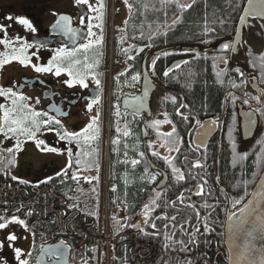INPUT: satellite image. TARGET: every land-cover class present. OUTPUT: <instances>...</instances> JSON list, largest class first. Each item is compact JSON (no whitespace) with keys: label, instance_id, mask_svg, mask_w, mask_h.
<instances>
[{"label":"flooded vegetation","instance_id":"1","mask_svg":"<svg viewBox=\"0 0 264 264\" xmlns=\"http://www.w3.org/2000/svg\"><path fill=\"white\" fill-rule=\"evenodd\" d=\"M194 1L196 0H178V3L192 5ZM240 2H238L239 13L233 16L234 19L229 24L230 29L224 38L209 39L207 46H204L207 47V51L202 53L209 65L211 80L221 92L220 110L209 115L199 116L191 113L189 108H181L180 111L189 116V121L185 122L180 116L176 115V109L181 104L188 106L183 97V91L178 90L181 83L180 74L182 68L185 65L187 66L185 57L188 55L193 56L195 54L194 50L197 48L189 50L183 42L161 46H158V42V44H153L152 49L150 46H146L157 41L158 38L161 41L164 34L169 31L166 26H161L164 24L165 19L160 23V29L156 31L157 33H150L149 31L145 33L143 48L138 47L141 44L140 41L135 44L128 36L125 39L129 20L132 18L135 8L138 9L136 5L138 0H127V3L125 0H90L94 7H99L100 3L104 5L102 9V26L99 27L97 25H101V21L96 19L98 13L85 14L86 6L76 5L75 0H0V25L7 28L6 38L13 41L12 47L19 48L21 46V42L14 41L16 36L22 37L24 41L29 43H45L48 45L47 48L37 49L32 47L27 50L26 54L31 56V64L47 66V62L55 54L53 49L63 46L62 41L69 48L75 46L53 29L59 15L69 16L71 27L77 29L80 33L76 45L88 42L83 39V36L87 33L89 17H91L92 32L94 34L91 37L92 41L101 40L99 45L94 44L93 48L87 53L89 63L99 61L94 69L97 78L100 80L99 88H97L91 76L86 80L89 85L88 88H82L79 84L69 88L64 83L69 79L66 73L62 72L59 77L55 76L54 73H37L31 65L24 67L18 61H12L5 65L3 69H0V87H13L14 91L30 97L26 103L30 104L35 111L47 112L49 116L61 121L60 125L52 124L49 126L55 129L54 131H48L47 128L42 126L41 131L36 135V140L45 142L40 148H37L35 140L20 137L21 150L16 153V164L11 167L8 175L0 171V215L5 216L6 219L11 218L13 215L16 216V211L13 213L15 200L24 205L33 201L34 219L31 225L28 226V230H26L31 233L34 250L36 249L31 264H37V256L43 245L60 241H64L70 248L69 264H107L101 252L96 248L95 231L98 224L94 226L92 231H88V229L85 230L87 226L85 219L77 221L69 218L83 215L84 218L93 216L98 220L99 211L102 210L101 205L105 202V197L110 211L109 227L113 233L110 247L111 262L109 264H142L145 260L150 259L152 250L148 252L149 243L146 241L145 235L142 234L149 229L151 230L148 233L161 236V242L163 243L159 254L154 256L155 264H186L188 260H191L192 264H227V253L222 247L223 238L221 237L224 225L222 226L220 221H223V224L225 223L228 207L230 204L232 207V197L225 192L227 208L221 215L214 206L205 207L203 194L196 195L198 188L193 185H207V183H204L207 177L205 171H210L213 166L215 179L218 176L219 181V184H217L214 179V184L217 186L222 185L219 180L222 147L225 143L228 144L227 140L229 139L233 141L230 146L235 148V151H230L232 161L236 158L237 163L241 162L240 164H243L250 157H258L260 164L259 158L264 156V150L259 148L255 151V149H252L254 144H249L251 140L258 138L257 135H259L262 118L264 117V115H261V110H264V61L261 60V56H264V26H262L260 20L251 22L248 31L245 29L243 32L242 44H238L234 48L237 24L246 0L244 2L242 0L241 5ZM129 5L132 6L131 13L129 12ZM150 10V6L145 7L144 14L150 13ZM158 11L161 15L164 14L165 18L167 15L171 16L170 19H166L168 25H172L174 20L178 23L177 17L180 18L181 11L174 4L161 6L159 0ZM82 14H85L83 24L79 20ZM9 16L13 19H7ZM17 17L28 19L36 32L33 33L25 26L17 23L15 19ZM146 19L149 21L150 17L147 16ZM3 36L4 33L0 32V37ZM225 43L230 45L227 52L221 50ZM125 49L128 51L125 52ZM140 49H143V51H140ZM33 53H36V55H32ZM5 54H10V49L0 44V56ZM77 55L83 59L85 53L81 51ZM129 56L134 58L130 60L128 59ZM218 57H223L227 62L224 63L220 59H214ZM123 58L127 61L125 65L119 62L114 64V59L121 61ZM109 59L113 63L110 84L103 70L104 63ZM135 60L143 62L141 72H147L156 87L151 98V112L150 114L144 112L137 115L128 111L115 110L110 119L107 120L106 110L109 105L105 100L109 95L111 98L110 112L112 113V105L114 104L112 100L117 99L120 93H127L131 87L132 66L130 63ZM156 60L164 62L166 67L162 64L159 65L155 69L157 76L155 78L153 69ZM153 61H155L154 65ZM179 62L182 63L177 65L178 67L171 68L173 64ZM165 71L169 73L167 77L164 76ZM121 80H124V88L120 90L118 85ZM97 93H99V102L93 103L89 111L88 105L97 96ZM140 93L141 89L135 90L130 94V97L136 98ZM255 97H260V101L258 102ZM37 98L39 103L36 102ZM173 98H175V104L172 103ZM245 100H248L247 104L244 103ZM10 103L4 97H0V104L10 106ZM254 109L256 110L254 113L258 118L257 130L251 140L244 141L241 132V114L246 111L252 113ZM65 112L68 113L67 116L63 115ZM117 112H119V115H117ZM165 114H167V119L172 121L171 124L161 123L159 131L148 134L143 142L135 139L134 125L139 119H142L148 128L152 120L165 121ZM95 117H98L99 134L97 139L89 142L90 146L84 145L81 141L82 148H78L76 140L69 143L67 140L59 139L56 134L57 131L61 133L63 131L79 133ZM46 118L42 117V119ZM197 120L202 123L217 121V124L212 126L213 129L215 127L212 136L206 142L202 140L203 145L198 149L196 142L201 139H195L198 127L196 125ZM173 124L180 133V136L177 135L181 138V142L176 145L180 150L179 152L169 153L168 149L161 145L164 142L163 134L171 132ZM182 131L185 133H182ZM125 132L128 135H125ZM106 134L108 137V144L106 145L108 157L105 161L108 171L107 183L104 182V175H102ZM262 138L264 139V130ZM113 141L118 142L113 143ZM149 142H152V148H149ZM15 143V138L5 139L0 135V152L9 147H14ZM44 147H53L59 151H42L41 149ZM68 148L73 151L71 168H68ZM93 148L97 149L93 155L86 158L81 157L89 162V170H85L83 166H79L78 170V166L75 164L76 153L80 151L90 152ZM153 151L158 155L153 156ZM141 152L145 153L143 158L139 155ZM3 154L8 155L6 152ZM164 157L171 160V164L166 163ZM134 159L141 160V163L133 166L131 161ZM197 161L200 162L202 167L193 168L192 164ZM146 163L149 165L148 175H145ZM173 166L180 169L184 174L185 178L183 180H176L172 172ZM65 169H67L66 176L63 174ZM73 172H77L78 183L70 178ZM133 172L142 174L140 178L142 185L148 187L151 185L154 189L153 192H149L138 209L130 205L131 196L128 195L129 191H124L121 194L117 188V185L126 188L129 184L133 185L134 181L130 176V173ZM155 173H159V175L156 176L155 180H151V175ZM12 176H16L19 180L27 183H19V180H13ZM89 180H91V183L88 182ZM59 185H62V189L58 191L56 196V186ZM173 185L188 186L186 188H176ZM112 189H115V191ZM23 191L25 194L30 191L31 197L28 200L23 199L21 196ZM111 191L115 192L117 202L119 200L121 204L127 205V208H133V210L120 209V213L119 211L111 212L109 195ZM156 191H159V198L162 200V203L158 206L160 211L157 213L155 209L150 210L148 212L149 221L146 224L143 207L151 199L157 197L152 196ZM62 192H64L63 195L60 194ZM181 193L185 197L183 204L177 199ZM69 196L72 199H68ZM173 201L176 202L175 206L172 205ZM69 204H78V208L69 210L67 207ZM189 204L195 205V207H187ZM42 205L47 210L45 216L39 214V208ZM57 212L60 213L58 224L48 231L47 221L50 220L51 215H57ZM197 212H199V216H197ZM165 216H176V220L156 219V217ZM113 217H115V220ZM38 218L43 219V221L38 220ZM114 221L120 223L117 229L114 228ZM50 222L54 224V221L50 220ZM152 222L156 224L155 229L150 226ZM173 224L176 225L175 229L172 228ZM205 224L208 225V231H205ZM134 225H138V227H133ZM165 225H168L167 229H165ZM181 225L185 230L183 233L180 231ZM197 228H199V232H196ZM5 230L6 228L0 229V242H3V247L0 248V264H4L5 261L6 264L8 262ZM173 232L175 233L174 236L172 235ZM166 233L171 237L168 241L165 240ZM40 235L48 237V241L36 242L35 240ZM192 235L195 236L196 242L189 245V251L182 252L179 250L180 246L174 244V241L181 239L187 242ZM166 243L171 245L168 248L170 253L163 254L166 252L164 247ZM89 253L93 254L91 258Z\"/></svg>","mask_w":264,"mask_h":264},{"label":"snow or ice","instance_id":"2","mask_svg":"<svg viewBox=\"0 0 264 264\" xmlns=\"http://www.w3.org/2000/svg\"><path fill=\"white\" fill-rule=\"evenodd\" d=\"M127 3V0H125ZM161 6L167 5H175V7L183 12L190 8L192 5H181L178 3V0H160ZM75 4L78 6H86L85 14L96 12L98 15L96 19L103 21V12L102 9L104 5L102 3L99 4V7H94L93 3H90V0H75ZM147 7V5H145ZM132 6L129 5V12L131 13ZM244 15L240 17V23L245 22V18H252L253 20H260L262 22V26H264V0H247V7L243 9ZM85 14H82L79 18L80 23L83 24L85 21ZM7 19L12 20L13 17L9 16ZM16 22L20 25L25 26L31 32L35 33L36 29L30 23V21L26 18H15ZM179 17H177V20ZM176 20L173 21L172 25L167 24V20L161 26H166L168 30L175 25ZM53 29L59 32L63 37L67 38L73 45L72 48H69L67 44L61 42L63 46L53 49L54 55L51 59L47 62V66H39L35 64H31V56L27 55V50L29 48L35 47L37 49L40 48H47L48 45L45 43H29L24 41L22 37L16 36L14 38L15 42H21V46L19 48L12 47L13 41L8 40L7 37V28L4 25H0V32L4 33L3 37H0V44H3L6 48L10 49V54H5L0 56V69L12 61H18L20 65L27 67L31 65L35 72L37 73H54L55 76L59 77L62 72L66 73L69 77L68 80L64 81L67 87L71 88L76 84H79L82 88H88V84L86 80L91 76V78L95 81L97 88L100 87V80L97 78V73H95L94 69L98 65L99 61L97 60L95 63H89V57L87 53L91 50L94 44L99 45L101 43L100 39L92 41L91 37L94 35L92 32V24H91V17H89V23L87 25V33L83 36L84 40H87V43H81L76 45L77 39L80 37V33L77 29L71 27V19L67 15H59L58 19L56 20L55 24L53 25ZM159 31V28L156 29ZM150 46V45H146ZM230 45L228 43L223 44L222 51L227 52L229 50ZM83 51L85 53L83 59H81L77 53ZM125 52L128 50L125 49ZM143 51V49H140ZM32 55H36L33 53ZM167 55V53H165ZM134 57L129 56L128 59H133ZM214 59H220L222 62L226 63L227 61L224 60L223 57H218ZM261 60L264 61V56H261ZM155 61H153L154 65ZM187 63V62H186ZM178 67V66H177ZM239 71V70H237ZM169 73L167 71L164 72V76H168ZM134 81L139 80V74L132 77ZM151 82L149 81L146 85L143 96H148V86H150ZM235 86V85H234ZM0 97H4L6 100H9L10 106H6L4 104H0V135H2L5 139L15 138L16 143L14 147H9L4 149L0 152V171H2L5 175H8L12 166L16 164V153L21 150V141L20 137H25L28 140H35L37 148H40L45 142L43 140H36V135L41 131L42 126L47 128L48 131H54L52 127H49L52 124L60 125L61 121L56 119L55 117L49 116L47 112H38L35 111L34 108L26 103L30 97H26L21 93L13 90V87H0ZM235 99V98H233ZM257 101H260V97H255ZM37 103H39V99L37 98ZM99 102V93L97 96L93 98L92 102L88 105V110H91L93 103ZM173 104H175V98L172 100ZM126 105L129 106H136L137 110L142 109L144 107L143 99L137 97L132 101H126ZM245 104L248 103V100L244 101ZM118 107V106H117ZM187 107L186 105L181 104L176 109V115L180 116L181 119L185 122L189 121V116L185 115L183 112L180 111L181 108ZM256 110H253V113ZM253 113H249V119L252 123L255 121L251 120ZM63 115L67 116L68 113H63ZM119 115V112H117ZM261 115H264V110H261ZM42 117H47L46 119H42ZM165 121L154 120L150 127L158 128L161 123H172L171 120L167 119V114H165ZM97 120L98 117H95L91 120V122L79 133H73L69 131H63L62 133L57 131V136L61 140H67L69 143H72L73 140H76L77 147L82 148L81 141H83L84 145H89L90 141H93L98 138L99 129L97 127ZM217 121L213 120L208 123H202L199 120L196 121L197 127V136L198 137H206L207 134L212 130V126L216 125ZM119 131V129H117ZM125 135H128L125 132ZM159 135V134H158ZM164 142L161 145L162 147H166L169 153L176 151L179 152V148L176 147L178 143L181 142V138L177 135L176 126L173 124L172 131L168 133H164ZM118 141H113V143H117ZM197 143V149L203 145V141L199 140ZM149 148H152V142H149ZM42 151L46 152H58L59 150L53 147H44L41 149ZM97 149L93 148L90 152L89 151H80L76 153V160L75 164L78 166H83L85 170H89V162L87 159H82L81 157H89L95 153ZM7 153L8 155H4L3 153ZM67 154L69 157V164L68 168L72 167V156L73 151L71 148L67 149ZM127 155V153H125ZM140 157L143 158L145 153H139ZM153 156L158 155L155 151L152 152ZM166 163L171 164V160L167 157L163 158ZM187 159V157H185ZM141 163V160H132L131 164L133 166ZM193 168H200L202 165L199 161L192 164ZM148 168L149 165L145 164V175H148ZM172 172L175 175L176 180H183L184 174L180 171V169L176 168L175 166L172 167ZM179 173L178 175H176ZM63 174L67 175V169L63 170ZM159 173L152 174L150 179L155 180L156 176ZM13 180H19L18 177L12 176ZM73 181L79 182V177L77 172H73L71 177ZM195 178V177H193ZM98 179V178H96ZM63 182V181H62ZM91 183V180L88 181ZM19 183H27L26 181L19 180ZM206 184L207 181H204ZM198 191L195 193L196 195L203 194V184L197 185ZM115 191V189H112ZM71 191V189H70ZM247 193H245V197ZM68 199H72L71 196ZM159 199V194H157L156 198L151 199L148 203H146L143 207V212L145 215V223L147 224L149 221L148 212L150 210H154V206L157 205V200ZM181 204L184 203L185 197L183 193L177 197ZM175 201L172 202V205L175 206ZM242 205L239 207V211H232L227 215V222H228V237H229V252H230V264H264V247L257 248L254 244V241L257 237H259L262 241H264V180L261 181L259 188L252 194V199L247 200V203H244L242 199H234L232 201V208L236 209L237 206ZM259 205V206H258ZM68 209L78 208V204H69L67 205ZM187 207H195V205H187ZM207 207V205H205ZM19 211V209H18ZM31 211L28 212V215H31ZM199 216V212L196 213ZM170 219L172 221L176 220V216L171 217H156V219ZM115 220V217H113ZM9 222H14L20 224L28 230V226L25 220L18 218L17 216L13 215L9 219H6L5 216L0 215V229H4L8 226ZM153 229L156 228V224L154 222L150 225ZM133 227H138V225H134ZM176 225L173 224L172 228L175 229ZM168 228V225H165V229ZM208 225L205 224V231H208ZM180 231L183 233L185 230L183 225L180 226ZM196 232H199V228L196 229ZM34 235V233H33ZM173 236L175 233L173 232ZM243 237V243H237V239ZM18 237L13 233L7 236V240L10 244L16 241ZM171 237L166 233L165 240H170ZM196 242L195 236L192 235L189 237L188 241L185 242L184 240H176L174 244H178L180 246V251L186 252L189 251V245L194 244ZM3 247V242H0V248ZM165 249L171 247L170 244H165ZM174 250V249H173ZM70 252V248L68 245L65 244L64 241H61L60 244L56 245L55 247H48V248H41V257L37 261V264H42L45 257H47L50 261L55 259L57 264H61L64 262L66 264V257L67 254ZM15 259L18 264H31L30 260L27 258H22L25 256V253L19 249H14ZM28 257H31L32 253L29 251L26 254ZM6 264V261L4 262ZM186 264H192L191 260L186 261Z\"/></svg>","mask_w":264,"mask_h":264},{"label":"trees","instance_id":"3","mask_svg":"<svg viewBox=\"0 0 264 264\" xmlns=\"http://www.w3.org/2000/svg\"><path fill=\"white\" fill-rule=\"evenodd\" d=\"M240 2V5L244 2L242 0H196L192 4L193 6L189 10H185L181 12L180 18L177 20L178 23H176L175 26L171 30H169L166 34H164L163 39L160 41L159 38L157 41H154L150 43V48L152 49L154 47L153 44H158V46L161 45H174L176 43L183 42L189 50L193 48H197L194 50L193 56H186L185 61L187 62V66L182 68V73L180 74V86L178 88L179 91H183V97L185 98V102L187 103V107L189 108L191 113L201 115H209L215 112H218L220 110V98H221V92L220 89H218L215 86V83L211 80L210 73H209V65L207 62V59H205L204 56H202V53H206V48L204 46H207L208 40L211 38L219 39L224 38L227 31L230 29L229 24L231 21H233V16L239 13L238 8V2ZM138 9L135 8L134 13L132 14V18L129 20V26H127L125 39L127 36L135 43L137 44L138 41H140V45L138 47L143 48L144 47V40H145V33H155L156 29H160V23L163 19H170L171 16L167 15V17H164V14L161 15L158 11L159 6V0H138V4H136ZM145 5L150 6L151 10L150 13L144 14L145 11ZM147 16L150 17V20L147 21ZM209 31V32H208ZM157 33V32H156ZM203 47V48H202ZM121 48V47H119ZM204 50V51H203ZM184 57V56H183ZM140 59V58H139ZM157 61V60H156ZM122 63L125 65L127 61L125 59H121V61H116L114 59V64L116 63ZM130 63V62H129ZM128 63V64H129ZM163 65L166 67V64L162 61H157L156 65L153 69L155 74V69L158 68L159 65ZM168 64V63H167ZM132 66V74L139 73L142 70L143 62L141 60H135L130 63ZM155 78L157 77L156 74L154 75ZM123 81L121 80L120 84L118 85L119 89H123ZM173 103V102H172ZM153 122V120H152ZM152 123L149 124L148 128L145 125V122L142 119H139L134 127H135V136L137 141H144L146 136L150 133H157L159 131L158 128L150 127ZM261 130V131H260ZM259 130L258 138L255 140H251L249 143L250 145H253L252 149L258 150V143H260L261 150H264V139L262 138L263 130H264V117L262 118L261 123V129ZM182 133H185L182 131ZM177 134L180 136L179 131H177ZM262 139V140H261ZM228 144L225 143L221 156V162H220V183L221 186H217L214 184L215 182V169L211 167L210 171H205L206 181L207 185H203V201L207 206L215 207L219 211V213L222 215L224 213V210L227 208V198L226 193L227 192L231 197L232 200L234 199H242L243 202L245 198L248 196L249 192L251 191L252 187L257 181V177L261 174L264 167V156L260 159V164L258 161V157H250L246 162H243V164L236 163L233 165L232 157L230 154V151H235V148L231 147L230 144L233 142L231 139L227 140ZM248 144V145H249ZM247 145V146H248ZM238 154V152H237ZM256 157V156H255ZM239 160L240 158L237 157ZM215 159V158H214ZM216 162V159H215ZM214 162V164H215ZM141 171V170H140ZM141 173L133 172L130 173V176L132 177L134 183L133 185H128L126 188L122 185H117V188L119 189V192L123 194L124 191H129L128 195L130 197V205L133 206V208L138 209L141 207V203L145 200V198L148 196L149 192H153V186L150 185L148 187L147 185H142L140 182ZM189 176V175H188ZM62 185L56 186V196L58 195V191H61ZM176 188H186L188 185H173ZM197 186V185H193ZM27 187V186H25ZM192 187V185H191ZM28 194H25L23 191L21 196L23 199L28 200V198L31 197L30 191H28ZM130 193V194H129ZM245 193H247V196L245 197ZM64 194V192L60 193ZM115 192H110V210L111 212H117L120 209L125 210L126 209H132L133 208H127V205L121 204V202L118 200V202L115 199ZM157 194L160 195L159 191H156L155 194L152 196H157ZM118 199V196H117ZM15 207L13 208V213L16 211V216L18 218L25 220L27 226L31 225L33 219H34V207H33V201L27 203V204H20L19 201L15 200ZM162 203L161 198L157 200V205L154 206L155 211L158 213L160 211V208L158 207ZM215 204V205H214ZM14 206V205H13ZM25 207H27L25 209ZM45 207L42 205L39 208V214L40 215H46L47 210L44 209ZM19 209V211H18ZM31 211V215H28V212ZM59 214L57 212L56 214L51 215V218H49L52 222L54 221V224L50 222V220L47 221V230L50 231L51 228L58 224V217ZM32 216V217H29ZM83 215H79V217L71 216L69 217L71 220H84L87 224L85 227L88 231H92L94 226L97 223L96 217L88 216L87 218L82 217ZM10 220V218H8ZM65 219V218H64ZM69 219V220H70ZM112 219V218H111ZM38 220H42L38 218ZM63 220V219H62ZM66 220V219H65ZM64 221V220H63ZM68 221V220H67ZM220 224L223 226V221H220ZM120 226V223L117 221H114V228L117 229ZM151 230V229H149ZM148 231L142 233L146 237V241H148L150 247L148 249V252L152 250V255L150 259L145 260L142 264H155L154 262V256L158 255L161 246L163 243L161 242V236L159 235H152L149 234ZM163 235V234H161ZM223 238V234L221 235ZM48 237H43V235H40L36 242H40L41 240L48 241ZM152 247V248H151ZM222 247L226 252V249L224 247V244L222 242ZM165 253H170L169 249H165ZM34 257L36 253V249L33 252ZM8 254V253H6ZM90 258L93 256L92 253H89ZM33 256L31 257L30 262H32ZM33 263V262H32ZM116 264V263H115Z\"/></svg>","mask_w":264,"mask_h":264},{"label":"water","instance_id":"4","mask_svg":"<svg viewBox=\"0 0 264 264\" xmlns=\"http://www.w3.org/2000/svg\"><path fill=\"white\" fill-rule=\"evenodd\" d=\"M247 7V0L245 2V5H244V8ZM243 8V9H244ZM242 13H241V16L242 17L244 15L243 13V10H241ZM255 20H253L252 18H245V22L244 23H240V18L238 20V24H237V30H236V36H235V42H234V48L237 47L238 44H242V39H243V32L244 30L246 29L248 31V28H249V25L251 24V22H253ZM182 62H179V63H175L172 65L171 68H174L176 67L177 65L181 64ZM151 82L150 86H148V96L147 97H144L143 96V92H144V89L146 87V85L148 84V82ZM155 85H154V81L152 78H150L149 74L147 72H143V83H142V91H141V94H139L137 97H140L143 99V102H144V107L142 109H139L137 110V107L136 106H129V105H126V101H132L134 99H136L135 97H125L123 98L122 100V108L123 110L125 111H128L130 113H133V114H137V115H141L142 113L146 112V113H149L151 112V98H152V95L154 94V91H155ZM249 113H251V111H246V112H243L241 114V132H242V136H243V140L244 141H249L251 140L255 133H256V130H257V126H258V118H257V115H255V113H253L252 117H251V120L252 121H255L254 123H252L249 119ZM210 121H205L204 123H208ZM215 130V127L214 129L212 128V130L207 134L206 137H198L197 136V133H196V136H195V139H201L203 141H207L211 136H212V132H214ZM216 182L217 184H219V181H218V176L216 177ZM264 180V170L263 172L261 173V175L259 176L256 184L254 185L250 195L248 196V198H246V201L244 203H247V200L249 199H252V194L258 190L259 188V185L261 183V181ZM242 205H240L239 207H241ZM259 206V205H258ZM230 207H231V204L229 205L228 207V211L226 213V217H225V231H224V245H225V249H226V252H227V255H228V261L226 259V263L227 264H230V252H229V237H228V222H227V215L232 212L230 211ZM239 207L236 208V210L234 209L233 211H236L238 212L239 211ZM61 242V241H60ZM60 242H57V243H54V244H49V245H43V248H48V247H55L56 245L60 244ZM237 243H240L242 244L243 243V237H240L237 239L236 241ZM254 244L257 248L259 247H264V241H262L259 237L256 238V240L254 241ZM40 252L38 253V256H37V261L39 260V258L41 257L42 253H41V250H39ZM69 258H70V252L67 254V257H66V264H69ZM36 261V262H37ZM42 264H57V262L55 261V259H52L51 261L45 257V259L43 260ZM61 264H64V262H61Z\"/></svg>","mask_w":264,"mask_h":264},{"label":"rangeland","instance_id":"5","mask_svg":"<svg viewBox=\"0 0 264 264\" xmlns=\"http://www.w3.org/2000/svg\"><path fill=\"white\" fill-rule=\"evenodd\" d=\"M106 64V62L104 63V65ZM262 140V139H261ZM108 142V137L106 134V142H105V147H104V167H103V174L104 175L106 173L105 171V161L107 160L108 157V150H107V143ZM258 149L260 148V143H258ZM238 162V160L236 158L233 159V165L236 164ZM6 232V253L7 257H8V262L7 264H18V262L15 259V253H14V249L15 248H19L21 249L24 253L25 256H22V258H27L29 260H31V257L33 256V252H34V246H33V237L31 235V233L29 231H26L25 228L23 226H21L20 224L14 223V222H9L8 226L6 227V230L4 231ZM15 234L18 239L14 242H12L10 244V242L7 240V236L9 234ZM31 251L32 255L31 257H28L26 254ZM32 263V262H31Z\"/></svg>","mask_w":264,"mask_h":264},{"label":"built area","instance_id":"6","mask_svg":"<svg viewBox=\"0 0 264 264\" xmlns=\"http://www.w3.org/2000/svg\"><path fill=\"white\" fill-rule=\"evenodd\" d=\"M104 70H105L106 75L110 76L111 67L108 66ZM110 100H111V98L108 95L106 100H105L108 102V105H109L108 114H107L108 119L111 116V112H110V102L111 101ZM113 105H114L112 108L113 110H120L119 105H117L115 103ZM104 179H105V183H107V175L105 176ZM104 205H105V202H103V205H101L102 209H104V207H105ZM108 226H109V220H106L103 223H100L99 228L96 231V237H95V238H97L96 246L99 249V251L101 252L102 257L104 256L103 258L107 264H109L110 259H111V253H110L111 248L110 247H111L112 240H113L112 232L110 231V228Z\"/></svg>","mask_w":264,"mask_h":264},{"label":"bare ground","instance_id":"7","mask_svg":"<svg viewBox=\"0 0 264 264\" xmlns=\"http://www.w3.org/2000/svg\"><path fill=\"white\" fill-rule=\"evenodd\" d=\"M137 74H139V80H137V81H134L133 79H132V77L133 76H135V75H137ZM143 73L142 72H139V73H135V74H132L131 75V87L129 88V91L127 92V93H120L119 95H118V98L117 99H113L112 101H114V103L115 104H117V105H119V106H122V100H123V98H125V97H130V94L133 92V91H135V89L136 90H138L140 87H141V85H142V83H143ZM121 90V89H120ZM264 170V169H263ZM263 172V171H262ZM261 172V173H262ZM52 186H54V185H52ZM254 187V186H253ZM253 187H252V189H253ZM252 189H251V191H252ZM251 191L249 192V194H248V196L250 195V193H251ZM101 195H102V191H101ZM248 196L246 197V198H248ZM246 198H245V200H244V202L246 201ZM108 204H107V200H106V197H105V207H104V209H102L101 211H99V218H98V220H97V223L96 224H100V223H103L104 221H106V220H109V216H110V211H109V208H108V206H107ZM240 206V205H239ZM239 206H237V207H239ZM234 209L232 208V207H230V211H233ZM236 210V209H235ZM228 211V210H227ZM224 231H225V225H224ZM224 231H223V244H224ZM224 247H225V245H224ZM111 262V261H110ZM109 262V263H110Z\"/></svg>","mask_w":264,"mask_h":264}]
</instances>
